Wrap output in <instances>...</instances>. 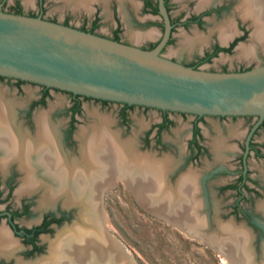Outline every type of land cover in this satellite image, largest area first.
<instances>
[{"label": "flooded vegetation", "instance_id": "obj_1", "mask_svg": "<svg viewBox=\"0 0 264 264\" xmlns=\"http://www.w3.org/2000/svg\"><path fill=\"white\" fill-rule=\"evenodd\" d=\"M38 1L39 9L37 11L26 10L18 0H16L13 8L7 6V0H1L0 10L29 16H41L54 22L70 25L144 49L154 48L161 40L164 32V19L159 11V0H141L143 10L156 15L160 19L159 26L162 31L157 41L145 42L139 45L122 35L123 27L120 24V19H118L113 33L107 34L98 31L101 22L98 10H96L93 18L90 19L85 15L81 23H76L72 21L74 17L72 13L66 14L62 19L58 15H47L44 8L46 0ZM180 1L165 0L172 24V31L166 46L161 51L162 55H164L169 45L176 43L177 32H205L210 30L211 24L213 26L211 31H214L215 38L205 40L203 47L199 51L197 49L191 55H173L168 56V58L184 65L203 68V65L212 64L214 59L222 54L237 52L238 48L245 41L258 42L261 44L260 46H264L253 36L256 25L251 16L245 15L243 0H183L184 6L179 8ZM94 22L98 24L95 28H93ZM138 24L141 27H146L154 23L152 21L143 23L141 20H138ZM229 24L232 33L223 40L220 36L221 27L226 26L229 28ZM116 30H119L117 37L115 35ZM189 47L191 48L192 46ZM255 61L260 62L259 64H264V56L253 60L251 65L240 62V64L237 63L231 66L225 63L220 66L212 65L204 69L211 71H242L252 68V64ZM25 84L36 85L39 87V91L37 97L24 103L20 102L17 95L24 91ZM0 85L1 100L3 102L12 100L18 103L16 106L17 121L22 127L24 126L23 128L26 127L29 132L34 134L36 131L35 116L37 112L45 111L49 115L50 121L58 128L61 150L67 156L81 155V141L77 134L83 127L81 116L84 112L85 101L101 103L104 107L118 106L119 124L125 131L132 128L131 113L135 109L142 110L143 112H148L151 109L158 110L161 114V119L145 128L140 141L137 138L133 139L138 151L151 154L155 159L162 160L168 158L171 161L170 167L172 169L170 168L166 172L168 174L165 173L161 177H158L159 179L155 177L152 183V190H155L153 193L154 197L156 196L157 199L159 193L162 194L163 191H165V194L171 193L172 197L176 198V203H178L180 210L182 206L190 205V213L193 214L194 220L200 223L207 222L215 230H218V224L225 222L227 219L236 221L237 223H245L253 232L254 244L257 245L258 240L262 238V242L256 248V252H261L262 244L264 243V210L260 207L264 203V119L258 124L260 116L198 115L161 110L144 105L128 104L74 94L43 84L2 75H0ZM53 91L64 92L70 98L69 105L65 109L58 111L59 114L61 113L66 117L62 132L59 131L61 122L59 124L54 123L50 117L51 110L48 112L46 109L48 108V101ZM175 113L181 114L184 118H190V130L185 144L178 146V152L172 155L164 153L168 148V144L164 140L163 134L175 124V120L171 117ZM209 118L218 119L222 126V131L218 132L217 136L209 137L210 141L207 140L206 134L203 131V128L209 124ZM239 119H241L239 124L230 126L231 121L235 122ZM110 129L113 130L111 127ZM113 131L119 133L120 137L124 139L119 131ZM216 139H221L223 143L222 152L219 154L214 150ZM144 149L154 151L144 152L142 151ZM204 159H214L217 163L209 169H197L199 170L197 172L193 167L201 166ZM23 175L24 172L21 171L16 162H12L6 167L0 166V230L7 233L13 239L12 245H5L0 242V264H44L50 255L51 248L54 246L55 250L59 252L63 242L66 241L70 232L74 229L83 233L90 230V227H94L92 223L90 224L85 220L86 218L81 213L87 212L85 211L86 207H84L87 202L76 200L74 201L76 204L71 202L67 205L60 198L52 205L42 206L39 200L41 192L19 193L18 189ZM190 176L192 177V181L188 186L186 182ZM123 181L129 189L133 190L132 185L125 178L118 177L113 182V185L97 189L96 200L88 201L89 204L94 203L98 207L97 215H95L97 224L94 228L101 231L104 235H106V232L110 234L111 231L108 222V207L105 206L106 202L102 200V193L104 194L110 187L120 185ZM163 185H168L166 186L168 188H164ZM174 192H177V194ZM225 194H232L234 199L224 205L219 200L216 202L213 200L214 197L218 199ZM198 196L201 199H197ZM166 197H162L163 201ZM162 198L158 199L162 200ZM136 199L140 206L145 204L138 196H136ZM168 214L178 216L181 212L179 211L178 214L170 212ZM200 214L202 215L200 216ZM156 215L168 220L163 215H159L158 213ZM85 225L89 227L86 226L85 228ZM67 230L70 231L68 232ZM58 234L61 236H58ZM113 236L114 241L118 245H125L115 234ZM57 237H59L58 240H56ZM83 242L84 240L79 243L83 245Z\"/></svg>", "mask_w": 264, "mask_h": 264}, {"label": "water", "instance_id": "obj_2", "mask_svg": "<svg viewBox=\"0 0 264 264\" xmlns=\"http://www.w3.org/2000/svg\"><path fill=\"white\" fill-rule=\"evenodd\" d=\"M159 11L164 19L162 38L154 48L144 49L41 16L0 10V75L97 99L198 115H258V124L262 122L264 64L242 71H211L162 55L172 31L165 0H159ZM150 204L147 208L155 212L156 206ZM164 211L170 213L167 205ZM228 223L244 228L253 242L252 230L233 220L220 223L218 230L195 220L184 227L213 247L231 251L236 262L255 264L246 252L250 243L243 241L239 250L227 236L223 227ZM105 236L114 240L113 233ZM211 236L220 240L212 241ZM120 250L132 257L126 245ZM260 255L259 264H264V243Z\"/></svg>", "mask_w": 264, "mask_h": 264}, {"label": "bare ground", "instance_id": "obj_3", "mask_svg": "<svg viewBox=\"0 0 264 264\" xmlns=\"http://www.w3.org/2000/svg\"><path fill=\"white\" fill-rule=\"evenodd\" d=\"M77 1L79 5L87 6L91 0ZM101 1L107 3L109 0ZM243 3L245 15L251 16L256 25L253 36L264 44V0H243ZM229 28L231 29V26ZM229 28L221 29V39L225 40L231 34L232 30L229 31ZM251 47L242 45L238 49L239 55H252L254 48ZM1 95L0 93V166L6 167L8 164L16 162L24 172L18 189L19 193L41 192L39 200L42 206L52 205L60 198L67 205L76 200L87 202L84 206L87 212H81L82 216L96 227L95 215H97L98 207L94 203L89 204L88 201L96 200L99 187L110 186L118 177H122L132 185L135 194L142 202L147 203L146 205H151L150 202L155 203L156 208L153 206L155 212L167 216L170 223L195 237L193 231L184 227V225L189 226V222L194 220L193 214L190 213L191 206L184 205L180 210L176 198H173L171 193L165 194L163 190L162 194L159 193L158 198L167 196L164 201L163 198L162 200L156 199V196L153 195L155 190H152V183L155 177H161L171 168L170 159H155L151 154L138 151L135 140H124L117 132L111 131L107 119H101L100 122L89 128L82 127L77 134L81 141V155L67 156L61 150L58 129L49 121L47 113H36L37 127L33 134L17 121L16 106L18 103L12 100L3 102ZM222 146V140L215 141L214 150L217 154L222 152ZM156 181L158 182V180ZM191 181L192 177L190 176L186 182L188 186ZM166 186L163 185L164 188ZM174 193L177 194V192ZM165 205L170 212L178 214L180 211L181 214L178 216L167 214L164 211ZM260 207L264 210V203ZM198 211L200 212V210ZM197 218L199 219V217ZM86 226L88 225H85V228ZM90 228L83 233L75 229L70 232L59 252L55 250L54 246L51 248L50 255L44 264H133L131 257H125L121 252L118 243L110 237H106L96 228ZM223 228L229 231L227 236L229 239H233L236 248L241 250V244L246 235L245 231L241 227L238 229V227L229 224ZM58 236L61 235L58 234ZM209 238L217 242L220 240L218 236L214 239L212 236ZM58 239L59 237L56 238V240ZM82 240H84L83 245L79 243ZM0 242L12 245L13 239L0 230ZM214 248L224 257L226 264H246L236 262V257L230 253L231 251H225L217 246ZM246 252L252 254L250 248H247Z\"/></svg>", "mask_w": 264, "mask_h": 264}, {"label": "rangeland", "instance_id": "obj_4", "mask_svg": "<svg viewBox=\"0 0 264 264\" xmlns=\"http://www.w3.org/2000/svg\"><path fill=\"white\" fill-rule=\"evenodd\" d=\"M18 1L26 10L37 11L39 9L38 0ZM77 2V0H46L44 2V8L47 15H58L61 19L64 18L66 14L72 13L74 15L72 21L76 23H81L85 15L90 19L93 18L96 14V10H98L97 12L100 14L101 18L98 28L99 32L107 34L113 33L114 28L117 26L118 19H120V24L123 27L122 35L130 38L133 43L137 45L145 42H155L161 35L162 29L159 26L160 19L156 15L144 11L141 0H109L107 3L101 0H91L87 6L79 5ZM7 4L9 8H13L16 4V0H7ZM181 6H184L183 0L180 1L179 8ZM138 20H141L143 23L152 21L154 24L141 27L138 24ZM212 27L211 24L209 27L210 30L205 32H177L176 43L169 45L164 55L167 57L173 55H191L196 52L197 49L199 51L203 47V42L205 40L215 38L214 31H211ZM223 28L226 29L227 27H221V29ZM221 31L222 30H220V34ZM229 31H231V29ZM230 33H232V31ZM261 43L263 44V42ZM243 45L252 46L251 48H254L252 49L253 54L250 56H240L238 51H234L231 54H222L215 58L212 64L203 65V68L212 65L220 66L225 63L234 66L237 63L240 64V62L251 65L253 60L264 56V46H260V43L248 40L245 41ZM189 46L192 47L190 48ZM259 63L260 62L255 61L252 66L260 65ZM2 87L4 88V86ZM38 91V86L25 84L24 91L18 93L17 98L20 102L25 103L37 97ZM69 103L70 98L68 94L60 91H53L48 101V108H46L48 112L51 110L50 117L54 123L59 124V122H61L59 130L61 132L63 131L66 117L61 113L59 114L58 111L65 109ZM171 117L175 120V124L163 134L164 140L168 144V148L164 153L175 155V153L178 152V146H183V144H185L186 137L190 130V118H184L181 114L176 113L172 114ZM81 119L84 128H89L97 124L101 119H107L109 126L113 130L119 131L124 140L137 138L140 141V137L143 135L145 128L158 122L161 119V114L155 109H151L148 112L135 109L131 113L132 128L131 130L125 131L119 124L118 106L104 107L101 103L85 101L84 112ZM240 121L241 119L235 122L231 121L230 126H235L239 124ZM203 131L206 134L207 140L210 141L209 137H215L218 135V132L222 131L221 123L216 118H209V124L203 128ZM142 151L152 152L154 150L144 149ZM216 163L217 161L214 159H204L201 166L193 168L198 172L199 170L197 169H209ZM136 196L135 192L129 189L124 181L121 182L120 185L110 187L102 196V200L106 202L105 206L108 207L110 231L124 242L127 251L132 255L131 259L133 264H226L224 257L209 241L190 236L177 226L171 224L165 218L157 216L154 211L147 208L146 204L140 206ZM197 199H201L200 196H198ZM233 199L234 197L232 194H225L218 199L214 197L213 200L215 202L219 200L224 205L231 202ZM226 221H230V219ZM229 225H234L240 229L239 226L234 223H230ZM241 229L246 233L244 237L245 243L251 244H249V248L254 256L253 261H256L255 264L260 263L262 259L260 252H256L257 255H255L254 252L262 242V238L258 240L257 245L253 242L251 243L249 240L251 237L249 232L244 228Z\"/></svg>", "mask_w": 264, "mask_h": 264}, {"label": "trees", "instance_id": "obj_5", "mask_svg": "<svg viewBox=\"0 0 264 264\" xmlns=\"http://www.w3.org/2000/svg\"><path fill=\"white\" fill-rule=\"evenodd\" d=\"M97 22H94V24H93V28H95V27H97ZM118 33H119V30H116L115 31V35H116V37L118 36ZM250 69V68H249Z\"/></svg>", "mask_w": 264, "mask_h": 264}]
</instances>
